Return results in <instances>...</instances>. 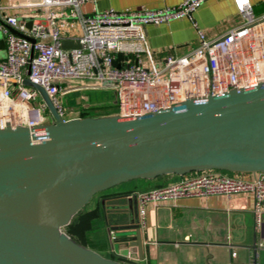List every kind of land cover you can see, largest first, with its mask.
<instances>
[{"label": "built area", "instance_id": "obj_1", "mask_svg": "<svg viewBox=\"0 0 264 264\" xmlns=\"http://www.w3.org/2000/svg\"><path fill=\"white\" fill-rule=\"evenodd\" d=\"M88 1L26 0L6 5L0 0V31L6 50L0 58V128L33 129L55 123L47 101L38 88L27 85L28 80L46 91L64 121L92 116L93 104L85 101L91 91H113L118 103L114 114L141 117L182 108L189 99L264 83V14H255L251 0H234L243 21L215 38H208L193 17L207 0L85 14L82 7ZM11 8L35 11L2 14ZM184 18L193 22L198 44L184 55L158 61L146 27ZM69 19L78 21L81 36L72 38L61 32L59 20ZM9 26L25 36L14 34ZM62 40H79L82 47L63 48ZM239 193L253 196L256 225L263 228L264 172L244 178L203 170L181 175L170 184L134 191L131 196L138 199L144 218L150 202Z\"/></svg>", "mask_w": 264, "mask_h": 264}, {"label": "water", "instance_id": "obj_2", "mask_svg": "<svg viewBox=\"0 0 264 264\" xmlns=\"http://www.w3.org/2000/svg\"><path fill=\"white\" fill-rule=\"evenodd\" d=\"M61 47L82 45L62 40ZM26 83L40 90L56 121L0 128V264H124L63 231L96 194L165 174L264 172V83L189 99L182 108L149 116L67 121L44 89ZM121 229L116 235L109 229L116 253L125 245L121 256L143 258L139 225Z\"/></svg>", "mask_w": 264, "mask_h": 264}, {"label": "crops", "instance_id": "obj_3", "mask_svg": "<svg viewBox=\"0 0 264 264\" xmlns=\"http://www.w3.org/2000/svg\"><path fill=\"white\" fill-rule=\"evenodd\" d=\"M1 1L8 5L26 0ZM182 1L89 0L82 9L85 14L110 8L119 11L143 7L155 9L175 6ZM251 1L255 14L263 15L264 0ZM33 11L11 8L2 14L22 15ZM193 17L208 38L218 37L243 21L234 0H207L194 12ZM71 20H59L61 32L67 37L81 36L82 27L78 21L73 20V24ZM76 28H80L79 32ZM146 30L158 61L184 55L199 42L197 30L187 18L158 25L149 24ZM239 175L251 178L254 173ZM180 178L178 174H165L146 180L157 179L159 184H170ZM145 184L134 179L102 193L98 208L105 226L106 245L95 251L124 264H264V227L258 228L256 225L251 194L192 196L175 201L150 202L142 218L139 201L131 193L145 187ZM136 224L142 233L143 258L121 256L127 251L125 245H120L121 254H117L111 244L109 229L116 235L124 232L121 229L123 226Z\"/></svg>", "mask_w": 264, "mask_h": 264}, {"label": "rangeland", "instance_id": "obj_4", "mask_svg": "<svg viewBox=\"0 0 264 264\" xmlns=\"http://www.w3.org/2000/svg\"><path fill=\"white\" fill-rule=\"evenodd\" d=\"M71 21L74 24L73 19ZM79 29L76 28L75 30H78L79 32ZM2 37L3 33L2 31H0V38ZM5 56L6 50H0V58H4ZM87 94H89L90 96V103L95 106L102 107L98 108V110H94V108L89 109V113L91 112L90 114H94L96 116H107L114 114L116 112L115 110L118 109V103L113 91H91L87 92ZM39 99L41 100L42 97H39ZM74 102L75 101H70V104L74 105ZM103 192L96 194L92 198V200L79 213L75 215L76 223L78 222L77 226L81 234L78 239H75V237L71 236L68 233L67 226L63 228V231L65 233H67L80 244L92 250H96V248L106 245L105 226L103 225V222L101 220L98 208V202ZM94 207H96V209H94Z\"/></svg>", "mask_w": 264, "mask_h": 264}, {"label": "trees", "instance_id": "obj_5", "mask_svg": "<svg viewBox=\"0 0 264 264\" xmlns=\"http://www.w3.org/2000/svg\"><path fill=\"white\" fill-rule=\"evenodd\" d=\"M91 108H94V110L96 109V110H98V108H102V107H99V106H95V105H93ZM90 108V109H91ZM91 113V112H90ZM90 115H92V116H96V115H94V114H90ZM225 173H227V174H230V175H234V174H237V173H231V172H227V171H224ZM140 181H144L145 183H147V184H145L146 186L145 187H143V188H141V189H139V190H148V189H151V188H154V187H158V186H163V185H166V184H159V183H157L156 182V180L157 179H155V180H146V179H143V178H140L139 179ZM134 192V191H133ZM78 223V222H77ZM77 223H76V216L73 218V220H72V222L69 224V225H67V230H68V233L71 235V236H73V237H75V239H78V237H80V232H79V229H78V226H77ZM93 247V246H92ZM98 248H100V247H98ZM98 248H96V249H98Z\"/></svg>", "mask_w": 264, "mask_h": 264}]
</instances>
